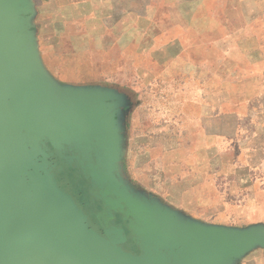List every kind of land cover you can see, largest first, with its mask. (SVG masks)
<instances>
[{
	"label": "water",
	"instance_id": "obj_1",
	"mask_svg": "<svg viewBox=\"0 0 264 264\" xmlns=\"http://www.w3.org/2000/svg\"><path fill=\"white\" fill-rule=\"evenodd\" d=\"M29 0H0V264H228L264 247V227L186 222L137 191L120 166L123 96L68 87L42 69ZM73 170L106 219L101 236L59 182Z\"/></svg>",
	"mask_w": 264,
	"mask_h": 264
},
{
	"label": "rangeland",
	"instance_id": "obj_2",
	"mask_svg": "<svg viewBox=\"0 0 264 264\" xmlns=\"http://www.w3.org/2000/svg\"><path fill=\"white\" fill-rule=\"evenodd\" d=\"M53 2L62 12L60 34L72 43L48 47L43 33L51 28L39 17L37 23L46 27L39 25L38 31L40 44L47 46L42 53L46 67L61 85L108 87L122 95L118 120L128 114V119L171 122L173 134L183 140L186 131L197 132L188 119L195 117L203 98L226 107L237 99L242 119H258L257 128L250 127L251 120L237 127L238 140L224 141L214 164L231 216L227 226L264 223V0H124L130 11L125 22L140 25L141 46L111 57L103 56L102 46L107 41L106 0ZM226 107L224 121L232 126L234 114ZM252 134L258 143L250 149L246 142ZM203 146L216 153L211 145ZM125 168L124 177L136 190L146 187L138 185L145 177L134 176L126 161Z\"/></svg>",
	"mask_w": 264,
	"mask_h": 264
},
{
	"label": "crops",
	"instance_id": "obj_3",
	"mask_svg": "<svg viewBox=\"0 0 264 264\" xmlns=\"http://www.w3.org/2000/svg\"><path fill=\"white\" fill-rule=\"evenodd\" d=\"M29 3L32 10L31 25L39 62L45 73L55 83L61 85L46 67L42 53L47 46L57 49L62 44L68 46L72 43L67 36L60 34V28H58L62 12L60 9L58 12L55 10L54 7L57 3L53 0H39L38 2L29 0ZM124 5V0H106L108 20L105 31L107 41L105 45L102 44L103 56L111 57L114 52L123 54L127 47H134V44L141 46L140 25L136 26L134 23L129 25L128 22H125L124 16L130 11L125 10ZM131 14L134 15L132 12ZM39 17L48 24L47 28H51V30H46H49L48 33H43V37L49 41L46 47L45 44H40L38 36L39 25H42V29H46L42 23H37ZM112 17L115 18L113 22H110ZM147 32L150 35L152 30L148 29ZM62 86L78 87L64 83ZM107 89L109 88L107 87ZM221 89L218 91L221 92ZM201 94L204 96L205 91ZM234 101L238 102L237 99ZM234 101H231L230 105L226 107L219 103L206 102L203 98L197 106L195 117L192 118L195 120L188 119L190 120L188 124L193 126L191 130L197 132L193 135L186 131L183 140H181V135L173 134L171 122L128 119V114H126L123 120H118L120 166L123 174L127 175L126 161L134 176L145 177V180H138L140 181L138 185L143 184L147 188L138 187L137 191L153 195L157 204L170 209L186 222L205 227L241 229L236 226H227L231 216L218 187L219 182L216 174H219L220 170L214 162L218 158L219 148L224 141L238 140L237 127L244 120L247 122L251 120L250 127L255 128L259 122L258 119L252 120L249 117L242 119L239 106ZM224 107L232 110L234 114L232 126L224 121L226 117ZM262 121H264V116ZM252 132L250 130V134ZM253 136V134L250 136L251 141L246 142L250 149L253 148V144L258 143V141L253 143V138H256ZM261 137H258L260 142L263 138ZM183 142L186 145L185 150H183ZM206 144L215 148L214 155L209 151L210 147L203 146ZM255 150L258 148L256 147ZM250 222L248 228L264 227V223L261 221ZM228 264H264V247H253L242 256L231 259Z\"/></svg>",
	"mask_w": 264,
	"mask_h": 264
},
{
	"label": "flooded vegetation",
	"instance_id": "obj_4",
	"mask_svg": "<svg viewBox=\"0 0 264 264\" xmlns=\"http://www.w3.org/2000/svg\"><path fill=\"white\" fill-rule=\"evenodd\" d=\"M74 173L70 169L62 172L59 181L75 197L76 201L86 212L92 222L93 228L101 236H106L105 230L109 228L123 231L126 241L121 247L127 252L138 253L136 246L130 240L129 231L126 227L127 224L122 222L118 215H114L112 219H106L107 213H103L101 207L96 203H92L86 194V190L89 187L88 182L75 178Z\"/></svg>",
	"mask_w": 264,
	"mask_h": 264
}]
</instances>
